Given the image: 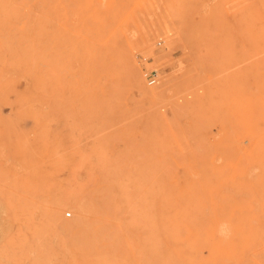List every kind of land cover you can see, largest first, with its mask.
I'll use <instances>...</instances> for the list:
<instances>
[{
	"label": "rangeland",
	"instance_id": "1",
	"mask_svg": "<svg viewBox=\"0 0 264 264\" xmlns=\"http://www.w3.org/2000/svg\"><path fill=\"white\" fill-rule=\"evenodd\" d=\"M263 136L264 0H0V264H264Z\"/></svg>",
	"mask_w": 264,
	"mask_h": 264
},
{
	"label": "bare ground",
	"instance_id": "2",
	"mask_svg": "<svg viewBox=\"0 0 264 264\" xmlns=\"http://www.w3.org/2000/svg\"><path fill=\"white\" fill-rule=\"evenodd\" d=\"M143 4V3H142ZM147 11V10H146ZM148 13V12H147ZM135 17H136V15H135ZM132 20V19H131ZM165 22V21H164ZM123 24V23H122ZM142 26V25H141ZM146 36V35H145ZM167 49V48H166ZM135 51V50H134ZM182 57V56H181ZM251 112V111H250ZM259 116V115H258ZM262 116V115H261ZM257 131H258V129H257ZM262 135H263V133H262ZM233 136V135H232ZM240 136V135H239ZM248 138V137H247ZM250 138H252V137H250ZM263 138H264V136H263ZM260 139V138H259ZM261 140H263V139H261ZM260 140V141H261ZM258 141V140H257ZM250 142V141H249ZM262 142H264V141H262ZM238 144V143H237ZM241 144V143H240ZM249 146V145H248ZM254 146H255V144H254ZM245 148V147H244ZM251 148V147H250ZM245 150V149H244ZM255 150V149H254ZM251 152H253V151H251ZM240 153H241V151H240ZM258 154V153H257ZM226 155H227V153H226ZM241 155H243V154H241ZM249 155V154H248ZM246 157V156H245ZM234 158V157H233ZM220 161V160H219ZM243 161V160H242ZM258 161H259V159H258ZM229 162V161H228ZM247 163V162H246ZM243 164L244 163H242V167H243ZM249 164V163H248ZM258 164V163H257ZM211 165V164H210ZM245 165H247V164H245ZM250 165V164H249ZM260 165V164H259ZM249 167V166H248ZM260 167H262V166H260ZM226 170V169H225ZM234 170V169H233ZM237 170V169H236ZM235 170V171H236ZM262 172V171H261ZM236 173H237V171H236ZM262 173H264V172H262ZM222 174H223V172H222ZM241 175V174H240ZM193 176V175H192ZM225 176V175H224ZM262 176V175H261ZM221 177V176H220ZM219 177V178H220ZM228 177V176H227ZM230 177V176H229ZM114 178H116V177H114ZM254 179V178H253ZM242 180V179H241ZM207 181V180H206ZM231 181H232V179H231ZM243 183V182H242ZM244 185V184H243ZM137 187V186H136ZM135 188V187H134ZM244 189V188H243ZM138 190V189H137ZM104 191V190H103ZM136 191V190H135ZM238 191V190H237ZM244 191H246L245 189H244ZM247 191H248V189H247ZM226 192V191H225ZM249 192V191H248ZM251 192V191H250ZM197 193V192H196ZM139 194V193H138ZM251 195V194H250ZM122 196H124V195H122ZM121 196V197H122ZM136 196V195H135ZM138 196V195H137ZM136 196V197H137ZM140 196V195H139ZM252 196V195H251ZM260 196V195H259ZM141 198V197H140ZM261 198V197H260ZM103 199H104V197H103ZM253 199V198H252ZM259 199V198H258ZM100 200V199H99ZM237 200V199H236ZM231 201H232V199H231ZM239 201V200H238ZM243 201V200H242ZM100 202H102V201H100ZM105 202V201H104ZM103 202V203H104ZM221 202V201H220ZM233 202V201H232ZM244 202V201H243ZM243 202H241V203H243ZM223 203V202H222ZM240 203V202H239ZM65 204H66V202L64 201V200H62V201H60V202H58V204H57V206L55 207V209H54V212H52V214H51V219L55 222V221H58V213H59V211L62 209V207H64L65 206ZM139 204V203H138ZM252 204V203H251ZM261 204V203H260ZM106 205V204H105ZM132 205V204H131ZM141 206H142V204H140ZM253 205V204H252ZM238 206V205H237ZM236 206V207H237ZM241 206V205H240ZM102 207H104V206H102ZM233 207V206H232ZM243 207H244V205H243ZM254 208V207H253ZM237 209H238V207H237ZM249 209V208H248ZM105 210L106 209H104V212H105ZM244 210V209H243ZM93 211V210H92ZM83 212H85V209L83 208V207H81V213H83ZM258 212V211H257ZM50 213V212H49ZM255 213V212H254ZM237 214V213H236ZM259 214V213H258ZM257 214V215H258ZM44 215V214H43ZM86 215V214H85ZM208 215V214H207ZM264 215V214H263ZM119 216V215H118ZM259 216V215H258ZM97 217V216H96ZM248 217V216H247ZM42 218H43V216H42ZM41 218V219H42ZM241 218H243V217H241ZM244 218H246V217H244ZM248 218H250V220H251V216L250 217H248ZM134 219V218H133ZM261 219V218H260ZM61 220H62V218H61ZM47 221V220H46ZM99 221V220H98ZM190 221H192V220H190ZM248 221V220H247ZM263 221H264V219H263ZM116 222V221H115ZM214 222V221H213ZM216 222V221H215ZM245 222V221H244ZM41 223V222H40ZM74 223V222H73ZM239 223V222H238ZM242 223V222H241ZM251 223V222H250ZM52 224H53V222H52ZM62 224L64 225V226H68V227H70V225H67V224H65V223H63L62 222ZM76 224V223H75ZM121 224V223H120ZM251 224H253V223H251ZM43 225V224H42ZM81 225L84 227V228H87V229H91L92 231H93V234L92 235H88V233H87V231H85V232H83V233H81L79 236H77L76 237V239H75V241L77 242L76 244H78V245H81V246H83V248H81V251H80V255H82L83 257H85V258H88V257H90L91 255H93L94 253L95 254H97V253H99L100 251H99V249L101 248H103V247H106L107 246V243H105V242H103L104 241V236H102L104 233H105V229L102 227H94L93 225L91 226V224L89 225L85 220H84V218H82L81 219ZM215 225V224H214ZM220 225V224H219ZM119 226V225H118ZM121 226V225H120ZM188 226V225H187ZM218 226V225H217ZM224 226H225V224H224ZM221 227V226H220ZM264 227V226H263ZM253 228V227H252ZM257 228V227H256ZM69 229V228H68ZM121 229V228H120ZM216 229V228H215ZM258 229V228H257ZM86 230V229H85ZM226 230V229H225ZM259 230V229H258ZM262 230V229H261ZM232 231L233 232H235V233H239L240 232V229H239V227L237 226V225H235V226H232ZM71 232V231H70ZM125 232V231H124ZM222 234L220 235V237H218L215 241H213L212 243L210 242V245L209 246H211L212 248H216L217 246L215 245V243L217 244V245H221V244H223L224 243V235H223V230L222 231H220ZM90 233V232H89ZM92 233V232H91ZM122 233V232H121ZM126 233V232H125ZM197 234V233H196ZM215 234V233H214ZM217 234V233H216ZM256 234V233H255ZM127 235V234H126ZM257 235V234H256ZM237 236V235H236ZM106 237V236H105ZM209 237V236H208ZM238 237H239V235H238ZM259 237V236H258ZM240 238H241V236H240ZM244 238V237H243ZM202 239V238H201ZM252 239H254V238H252ZM256 239V238H255ZM260 239V238H259ZM264 240V239H263ZM262 240V241H263ZM130 241V240H129ZM159 241V240H158ZM242 241V240H241ZM253 241V240H252ZM261 241V240H260ZM264 242V241H263ZM248 243V242H247ZM262 243V242H261ZM72 244V243H71ZM248 244H250V243H248ZM127 246V245H126ZM72 247H73V245H72ZM128 247V246H127ZM200 247V246H199ZM237 247V246H236ZM22 248V247H21ZM75 248V247H74ZM185 248H186V246H185ZM189 249V248H188ZM77 250H78V248H77ZM232 249H229L228 251H226L228 254H232V251H231ZM235 251V250H234ZM12 252V251H11ZM21 252V251H20ZM78 252V251H77ZM200 253V252H199ZM250 253V252H249ZM251 254V253H250ZM256 254V253H255ZM262 254V253H261ZM136 255V254H135ZM13 256H15V255H13ZM18 256V255H17ZM153 256V255H152ZM222 256V255H221ZM252 257V256H251ZM260 257H262V256H260ZM79 258V257H78ZM212 258V257H211ZM222 258H223V256H222ZM232 258H233V256H232ZM71 259H72V257H71ZM138 259V258H137ZM250 259V258H249ZM256 259V258H255ZM12 260V259H11ZM83 260V259H82ZM262 260V259H261ZM260 260V261H261ZM85 261H87V260H85ZM227 262V261H226ZM19 263V262H18ZM90 263V262H89ZM100 264H101V262H99ZM15 264V263H14ZM87 264V263H86Z\"/></svg>",
	"mask_w": 264,
	"mask_h": 264
},
{
	"label": "built area",
	"instance_id": "3",
	"mask_svg": "<svg viewBox=\"0 0 264 264\" xmlns=\"http://www.w3.org/2000/svg\"><path fill=\"white\" fill-rule=\"evenodd\" d=\"M145 77L149 85H154L158 82V76L156 73H148Z\"/></svg>",
	"mask_w": 264,
	"mask_h": 264
}]
</instances>
